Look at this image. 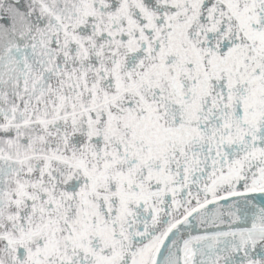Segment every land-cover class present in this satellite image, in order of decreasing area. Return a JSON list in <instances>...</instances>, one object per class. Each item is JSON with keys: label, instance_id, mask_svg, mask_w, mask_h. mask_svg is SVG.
<instances>
[{"label": "snow or ice", "instance_id": "snow-or-ice-1", "mask_svg": "<svg viewBox=\"0 0 264 264\" xmlns=\"http://www.w3.org/2000/svg\"><path fill=\"white\" fill-rule=\"evenodd\" d=\"M0 264H264V0H0Z\"/></svg>", "mask_w": 264, "mask_h": 264}]
</instances>
